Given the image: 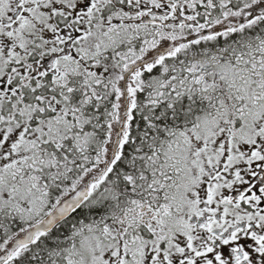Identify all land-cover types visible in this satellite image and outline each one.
Returning a JSON list of instances; mask_svg holds the SVG:
<instances>
[{"label": "snow or ice", "instance_id": "6c2138e0", "mask_svg": "<svg viewBox=\"0 0 264 264\" xmlns=\"http://www.w3.org/2000/svg\"><path fill=\"white\" fill-rule=\"evenodd\" d=\"M0 264H264V0H0Z\"/></svg>", "mask_w": 264, "mask_h": 264}]
</instances>
